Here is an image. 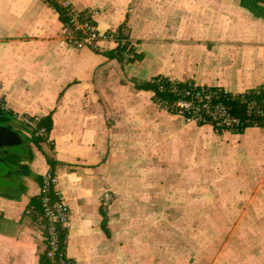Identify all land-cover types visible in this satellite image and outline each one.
Segmentation results:
<instances>
[{"label": "crops", "instance_id": "1", "mask_svg": "<svg viewBox=\"0 0 264 264\" xmlns=\"http://www.w3.org/2000/svg\"><path fill=\"white\" fill-rule=\"evenodd\" d=\"M67 1L93 10L101 32L125 24L143 58L111 56L113 41L98 49L62 45L64 23L48 2L0 0V101L9 113L53 120L39 142L31 135L24 143L7 125L22 145L6 146L5 178L16 180L0 189V264H40L43 225L27 209L50 169L71 210L66 252L76 264H216L186 245L207 221L201 211L217 209L210 195L235 179L218 167L202 175V140H224V155L245 164L256 157V173L236 178L259 190L264 131L185 122L138 84L162 75L233 93L264 86V0ZM105 191L114 194L106 228Z\"/></svg>", "mask_w": 264, "mask_h": 264}, {"label": "built area", "instance_id": "2", "mask_svg": "<svg viewBox=\"0 0 264 264\" xmlns=\"http://www.w3.org/2000/svg\"><path fill=\"white\" fill-rule=\"evenodd\" d=\"M66 9L69 21L64 25L60 37L62 45H72L76 48L98 49L100 42L113 41L116 45H128L129 39L118 30L101 32L96 24L93 10H78L67 0H58ZM159 92H170L172 98H163L153 93L155 103L162 109L180 114L188 120L199 124H209L217 132L231 131L239 133L250 127L264 128V86L249 89L241 93H233L219 86H208L188 80L187 86H180V81L169 78L154 79ZM227 101L239 102L236 107ZM0 110L9 112L8 107L0 101ZM13 120L35 130L36 135L47 133L45 126L39 127L42 116L28 113L13 112ZM59 178L53 170H48L42 176V213L38 221L43 225L46 253L53 259V264H76L67 256L60 245L57 226L68 228L71 210L63 195L57 191ZM54 192L57 199L52 200ZM112 191L103 194V206L107 208L113 199ZM32 209L27 213L32 215Z\"/></svg>", "mask_w": 264, "mask_h": 264}, {"label": "rangeland", "instance_id": "3", "mask_svg": "<svg viewBox=\"0 0 264 264\" xmlns=\"http://www.w3.org/2000/svg\"><path fill=\"white\" fill-rule=\"evenodd\" d=\"M183 118L185 122L196 123L184 116ZM6 124L22 132L24 143L33 135L30 127H20L11 119H8ZM260 129L264 131V128ZM207 140H202L201 145L202 175L203 172L214 171L218 167L233 176L234 186L222 187L214 194L215 196L210 195L211 198L216 197L215 204L211 206L217 209L201 211V217H207V221H201L200 235L194 240L188 237L189 242L186 246L189 249L199 250L202 256L210 257L209 260L216 264H264V182L262 189L258 190L257 183L251 189L244 185L242 182L244 180H238L241 177L236 178L244 175L246 170L256 173L255 168L260 167V164L255 163L256 157H250L251 162L247 160L249 163L246 161L245 164L239 161L240 156H234L231 152L224 155L222 139L212 141L207 138ZM213 143L215 146L209 147ZM12 148L19 150L18 145ZM250 151L252 155V150ZM0 169L2 170L0 173L7 171L8 174L11 167L7 163L0 162ZM14 180L16 177L7 179L0 175L2 186H11L15 183ZM207 200L208 197L202 196L203 205ZM226 207L229 210L221 209Z\"/></svg>", "mask_w": 264, "mask_h": 264}, {"label": "trees", "instance_id": "4", "mask_svg": "<svg viewBox=\"0 0 264 264\" xmlns=\"http://www.w3.org/2000/svg\"><path fill=\"white\" fill-rule=\"evenodd\" d=\"M45 1L48 2L54 8H56V10L59 13L60 20L64 23V25L67 24L69 21L67 9L58 0H45ZM118 30L122 33V35L123 34L125 35V33H124L125 32V24L120 26L118 28ZM127 37H128V35H127ZM128 39H129V37H128ZM111 56H116L120 60L126 61V62H132V61H135L137 59L143 58V54L136 52L134 45L132 44L131 41H129L128 45L118 44L116 46V48L114 49V52L111 53ZM158 78H163V80H165V81L169 80V77L158 75V76H155L152 79L147 80L143 83H139L138 87L151 90L153 93H156L157 95L159 94V96H161L163 98H172L173 95L170 92H159L158 91V85L154 81V79L156 80ZM179 84H180V86H187L188 81H180ZM227 103L231 106H234V107H236L237 104H239V102H235V101H227ZM0 112H1V118L2 119H4V120L13 119L12 113H9V112L3 111V110H0ZM43 126H45L47 129L46 135L38 136V135H36L35 130H34L33 131V137H34L35 141L39 142V141H43V140L47 139V137H48V135L52 129V126H53L52 114H49L48 116L42 117V119L39 123V127H43ZM41 182H42V178H41ZM50 197L52 200L57 199V196L55 195L54 192H52L50 194ZM41 198H42V194L39 193L38 195L33 196L31 198L29 204H28V209L33 210L32 215L37 220H38V215L41 214L43 211ZM102 214L104 217L103 226H104V228H106L107 213H106V209L104 206L102 207ZM57 230H58L60 245L62 247V250L65 252L66 247H67L68 228H63L61 226H57ZM40 264H53V259L47 255L46 251L44 252V254L40 258ZM57 264H58V261H57Z\"/></svg>", "mask_w": 264, "mask_h": 264}, {"label": "water", "instance_id": "5", "mask_svg": "<svg viewBox=\"0 0 264 264\" xmlns=\"http://www.w3.org/2000/svg\"><path fill=\"white\" fill-rule=\"evenodd\" d=\"M1 115V112H0ZM0 138H3L4 141L0 143V146L6 147L7 145H13V144H21L22 143V137L19 132L13 130L12 128L8 126H0ZM16 136V140H11V137ZM7 160L3 161L6 162Z\"/></svg>", "mask_w": 264, "mask_h": 264}, {"label": "flooded vegetation", "instance_id": "6", "mask_svg": "<svg viewBox=\"0 0 264 264\" xmlns=\"http://www.w3.org/2000/svg\"><path fill=\"white\" fill-rule=\"evenodd\" d=\"M245 1V0H244ZM6 121L7 120H4V119H2L1 118V115H0V126H7V124H6ZM0 131H1V129H0ZM17 139V137L16 136H13V137H11V140H16ZM4 141V139L3 138H0V143H2ZM9 155V149H7L6 147H4V146H0V162H3V161H5L6 160V157ZM2 170L0 169V172H1ZM0 175L2 176V177H6L7 176V171H4V172H2V173H0ZM2 187H4V186H2L1 184H0V189L2 188Z\"/></svg>", "mask_w": 264, "mask_h": 264}]
</instances>
